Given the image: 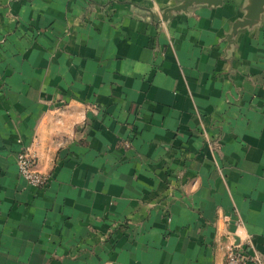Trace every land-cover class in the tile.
Wrapping results in <instances>:
<instances>
[{
    "label": "crops",
    "instance_id": "obj_1",
    "mask_svg": "<svg viewBox=\"0 0 264 264\" xmlns=\"http://www.w3.org/2000/svg\"><path fill=\"white\" fill-rule=\"evenodd\" d=\"M184 1L0 0V264L264 254V8Z\"/></svg>",
    "mask_w": 264,
    "mask_h": 264
},
{
    "label": "built area",
    "instance_id": "obj_2",
    "mask_svg": "<svg viewBox=\"0 0 264 264\" xmlns=\"http://www.w3.org/2000/svg\"><path fill=\"white\" fill-rule=\"evenodd\" d=\"M17 166L22 178L30 185L44 188L50 184L51 175L37 167L36 154L30 147L25 146L17 151ZM224 219L229 220L230 216L224 215ZM237 221L241 222L240 216ZM230 238L225 252V264H264V254L255 248L249 234L240 238L231 234Z\"/></svg>",
    "mask_w": 264,
    "mask_h": 264
},
{
    "label": "water",
    "instance_id": "obj_3",
    "mask_svg": "<svg viewBox=\"0 0 264 264\" xmlns=\"http://www.w3.org/2000/svg\"><path fill=\"white\" fill-rule=\"evenodd\" d=\"M223 0H185L183 3L179 5H174L173 8L175 9H184L193 4L194 2H208L213 4H220ZM249 12L246 16V18L238 23L235 24V29L243 25L245 23H251L253 22L258 15L263 11L264 8V0H252L251 4L249 5Z\"/></svg>",
    "mask_w": 264,
    "mask_h": 264
}]
</instances>
